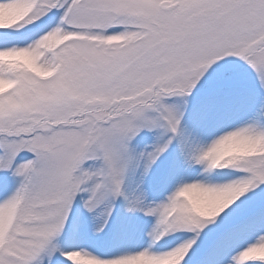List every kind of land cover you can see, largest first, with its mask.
<instances>
[{
  "label": "snow or ice",
  "instance_id": "snow-or-ice-1",
  "mask_svg": "<svg viewBox=\"0 0 264 264\" xmlns=\"http://www.w3.org/2000/svg\"><path fill=\"white\" fill-rule=\"evenodd\" d=\"M0 264H264V0H0Z\"/></svg>",
  "mask_w": 264,
  "mask_h": 264
}]
</instances>
